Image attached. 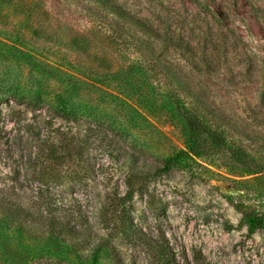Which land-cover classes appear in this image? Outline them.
<instances>
[{
  "label": "rangeland",
  "instance_id": "obj_1",
  "mask_svg": "<svg viewBox=\"0 0 264 264\" xmlns=\"http://www.w3.org/2000/svg\"><path fill=\"white\" fill-rule=\"evenodd\" d=\"M177 104L264 160V0H0V200L67 229L0 210V264H264L235 208L264 210V174L155 173Z\"/></svg>",
  "mask_w": 264,
  "mask_h": 264
},
{
  "label": "trees",
  "instance_id": "obj_2",
  "mask_svg": "<svg viewBox=\"0 0 264 264\" xmlns=\"http://www.w3.org/2000/svg\"><path fill=\"white\" fill-rule=\"evenodd\" d=\"M121 16L125 19H130L125 13H121ZM132 24L138 29L145 31V28L140 25V23L135 22ZM146 61L149 63L147 59ZM62 108L64 111L71 110L68 105ZM176 109L179 118L187 128L188 144L185 150L179 151L175 155L162 160L159 168L155 170L157 175L167 173L171 169L181 166L186 161L203 158L207 159L209 157H223V159L225 158L239 165L249 175L264 174V160L253 158L243 149L230 144L223 132L213 129L195 111L179 104L176 105ZM126 186L128 190L125 201L130 202L135 193V189H133L132 183H126ZM235 208L241 214L239 224L245 227L248 236L253 235L258 229L264 226V210L251 211L237 205ZM0 210L6 214L8 213L9 217L17 218L24 216L33 223L45 225L47 227V232L51 236L56 237L60 232H67L64 225L56 221V216L50 215L51 212L49 209H46L45 215L41 214L34 216L26 212L22 206L13 205L12 203L0 200ZM68 230H71V228H68ZM156 244L159 248L158 256L160 264H169L172 256L171 250L165 244ZM148 246L151 247L152 245L148 244Z\"/></svg>",
  "mask_w": 264,
  "mask_h": 264
}]
</instances>
